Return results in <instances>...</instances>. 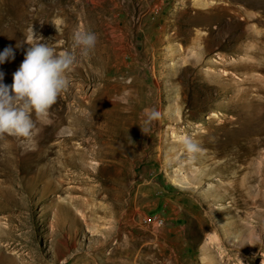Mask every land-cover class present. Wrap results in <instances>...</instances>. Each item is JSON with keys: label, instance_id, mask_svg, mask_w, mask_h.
Here are the masks:
<instances>
[{"label": "rangeland", "instance_id": "obj_1", "mask_svg": "<svg viewBox=\"0 0 264 264\" xmlns=\"http://www.w3.org/2000/svg\"><path fill=\"white\" fill-rule=\"evenodd\" d=\"M31 26L78 62L35 146L0 138V264H264V0H0L5 85Z\"/></svg>", "mask_w": 264, "mask_h": 264}, {"label": "clouds", "instance_id": "obj_2", "mask_svg": "<svg viewBox=\"0 0 264 264\" xmlns=\"http://www.w3.org/2000/svg\"><path fill=\"white\" fill-rule=\"evenodd\" d=\"M26 43L29 45L19 68L13 73L12 84L3 83L4 73L0 72V138L16 137L35 146L36 137L42 129L38 123H50L51 108L59 96L70 86L69 71L78 62L75 52L65 49L57 52L49 42L28 29ZM98 35L89 29L77 30L72 36V48L79 55L87 57L95 49ZM19 46V45H17ZM15 52L6 47L0 52V64L12 60ZM146 123L161 118L155 108L146 109ZM180 143L189 157L195 159L205 151L201 143L187 134L178 135Z\"/></svg>", "mask_w": 264, "mask_h": 264}, {"label": "built area", "instance_id": "obj_3", "mask_svg": "<svg viewBox=\"0 0 264 264\" xmlns=\"http://www.w3.org/2000/svg\"><path fill=\"white\" fill-rule=\"evenodd\" d=\"M143 222L145 224H151L152 226L159 228L161 226H163V220L161 219V217L157 216V215H152L150 217H147L145 219H143Z\"/></svg>", "mask_w": 264, "mask_h": 264}]
</instances>
